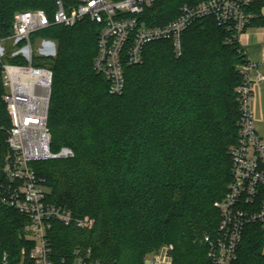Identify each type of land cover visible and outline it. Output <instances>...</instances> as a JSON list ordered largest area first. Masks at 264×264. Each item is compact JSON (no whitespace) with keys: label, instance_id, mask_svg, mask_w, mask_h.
<instances>
[{"label":"trees","instance_id":"16d2710c","mask_svg":"<svg viewBox=\"0 0 264 264\" xmlns=\"http://www.w3.org/2000/svg\"><path fill=\"white\" fill-rule=\"evenodd\" d=\"M57 1L0 0L1 35L12 32L18 11L43 9L53 20ZM62 1L68 11L78 3ZM201 1L156 0L142 19L163 25L185 3ZM263 7L264 0H254L249 26H264ZM101 28L86 17L31 36L56 43L54 56H38L34 64L53 71L51 149L74 152L32 166L48 186L49 203L95 221L91 229L53 222L49 258L74 264L76 250L90 249L100 264H144L147 254L168 246L173 264H212L204 237L216 235L215 202L232 181L229 149L239 137L238 66L248 60L239 39L216 18H200L183 32L180 55L170 40L148 43L142 63L125 66L124 91L112 94L94 69ZM8 61L26 63L22 56ZM4 92L0 64V261L8 254L15 263L30 244L29 219L1 199L12 126ZM233 264H264L259 224L246 225Z\"/></svg>","mask_w":264,"mask_h":264},{"label":"built area","instance_id":"2783aa9c","mask_svg":"<svg viewBox=\"0 0 264 264\" xmlns=\"http://www.w3.org/2000/svg\"><path fill=\"white\" fill-rule=\"evenodd\" d=\"M155 2L78 0L77 5L68 11L63 1L58 0L53 20L43 9L18 11L14 15L12 32L6 37L0 33V64L5 88L3 100L12 122L7 139L10 153L3 167L8 182L3 185L1 199L28 217L25 231L30 241L18 262H12L5 254L0 264H53L49 258L51 247L48 237L53 222L80 229H91L95 224L89 215L76 216L72 209L49 203L48 186L32 166L35 161L74 155L69 147L58 152L51 149L48 118L53 71L49 67L35 65L34 60L38 56H54L56 43L41 39L42 46L35 51L31 40L33 33L51 25L73 26L86 17L101 24L94 69L109 81L112 94H121L126 85L125 66L142 63L148 43L170 40L180 55L182 34L196 20L212 16L236 33L234 37L239 39L253 18L249 8L254 0H203L194 5L185 3L174 20L151 26L142 19V15ZM7 42L17 46L10 57L22 56L25 64L4 61V43ZM239 71L243 76L237 88L241 116L238 141L231 149L233 178L225 196L215 202L220 212L216 235L204 237L212 264H233L238 259L247 224H259L264 238V138L256 129L251 109L254 83L264 80V74L253 60L239 65ZM74 254V264H100L92 257L90 249L86 252L78 249ZM163 257L168 258L169 263H163ZM144 264L172 262L170 257L158 254L148 255Z\"/></svg>","mask_w":264,"mask_h":264},{"label":"crops","instance_id":"0c3cea01","mask_svg":"<svg viewBox=\"0 0 264 264\" xmlns=\"http://www.w3.org/2000/svg\"><path fill=\"white\" fill-rule=\"evenodd\" d=\"M262 13L264 15V9L262 10ZM239 42L247 59L257 62L259 70L264 74V26H249L239 36ZM251 109L255 116L256 129L264 138V80L256 81L254 83ZM163 260V263H169L168 258L163 257ZM170 261L172 262L171 258Z\"/></svg>","mask_w":264,"mask_h":264},{"label":"rangeland","instance_id":"374dc122","mask_svg":"<svg viewBox=\"0 0 264 264\" xmlns=\"http://www.w3.org/2000/svg\"><path fill=\"white\" fill-rule=\"evenodd\" d=\"M263 9H264V7L262 8V10ZM54 45H55V43H54ZM41 46H42V40L41 39H37V40H35L33 42V47H34L35 51H38ZM4 47H5V50H6L5 51V54H4V61L7 62L8 61V57L12 56V54L17 50V46H15L12 42H7V43H4ZM238 69H239V66H238ZM234 145L235 144H232L230 146V149H229L230 150V153H231V149H232V147ZM164 248L165 249H161V250H158L156 252H151V253L147 254V256L144 259V263L146 262V258L148 257V255L152 256V255H158V254L160 255V254H162V255H165V256L171 258V256L168 255L169 254V249L167 251L168 246H165Z\"/></svg>","mask_w":264,"mask_h":264}]
</instances>
